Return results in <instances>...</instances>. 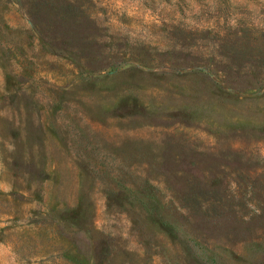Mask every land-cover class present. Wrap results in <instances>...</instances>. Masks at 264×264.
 I'll list each match as a JSON object with an SVG mask.
<instances>
[{"label":"rangeland","instance_id":"374dc122","mask_svg":"<svg viewBox=\"0 0 264 264\" xmlns=\"http://www.w3.org/2000/svg\"><path fill=\"white\" fill-rule=\"evenodd\" d=\"M0 264H264V0H0Z\"/></svg>","mask_w":264,"mask_h":264}]
</instances>
